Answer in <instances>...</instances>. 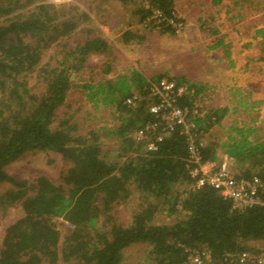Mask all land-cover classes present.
Listing matches in <instances>:
<instances>
[{
  "label": "trees",
  "instance_id": "trees-1",
  "mask_svg": "<svg viewBox=\"0 0 264 264\" xmlns=\"http://www.w3.org/2000/svg\"><path fill=\"white\" fill-rule=\"evenodd\" d=\"M114 1L125 6L137 0ZM137 5L133 12L146 28L157 25L162 34L176 33L175 0H140ZM154 10L160 14L158 24H153ZM88 19L89 13L74 2L0 0V188L7 186L0 189V217L13 207L22 210L0 233V264H122L125 249L137 243L149 246L151 264H254L241 263L242 253L264 260V188L258 193L260 203L238 208L213 186L197 187L186 136L177 128L169 130L150 109L159 102L150 92L152 84L169 77L187 85L179 105L200 104L195 123L204 136L203 161L226 156L237 177L258 176L264 182L262 129L250 123L239 126L234 118L225 126V139L218 140L215 126L238 107L205 110L200 100L212 87L209 81L168 73L148 77L132 68L81 84L88 101L114 108L119 124L113 135L122 149L116 162L103 156L96 132L77 135L71 117L58 118L72 78L90 55L111 47L106 36L90 29L84 39L78 38L81 21ZM210 32L218 34L219 29ZM256 34L264 45V28ZM122 37L127 42L138 35L126 30ZM223 37L210 48L222 45ZM236 89L233 96L245 94ZM147 125L153 127L145 130ZM141 129L145 133L140 138L136 132ZM149 142L155 149L148 148ZM38 152H55L70 163L60 182L47 176L30 182L6 170ZM133 194L142 200L139 212L129 224L117 223L115 207ZM160 209L173 218L171 223L155 222ZM56 218L68 222L70 232L62 234ZM197 252L201 261L193 263Z\"/></svg>",
  "mask_w": 264,
  "mask_h": 264
},
{
  "label": "rangeland",
  "instance_id": "rangeland-1",
  "mask_svg": "<svg viewBox=\"0 0 264 264\" xmlns=\"http://www.w3.org/2000/svg\"><path fill=\"white\" fill-rule=\"evenodd\" d=\"M54 1L77 3L81 10L89 13L90 19L81 21L77 34L80 40L86 37L85 30L90 29L93 34H103L110 42L108 51L90 55L85 67L72 78L73 86L66 104L58 111L59 119L71 117L77 135L96 132L107 160L118 161L122 150L121 142L113 135L119 124L116 113L112 106L88 101L81 84L124 74L132 68L143 71L148 77L168 73L171 77L186 75L209 80L212 87L200 100L205 110L225 105L238 107L234 114L215 126L214 134L218 140L225 139V126L234 118L239 126L250 123L260 131L262 129L264 134V45L262 37L256 34L257 28H264V0H221L217 5H213V0H175L177 7L182 8L178 9L179 19L173 22L177 28L174 35L162 34L152 26L146 28L140 22V16L133 12L140 0L125 6L114 0ZM79 16L82 19V14ZM215 28L219 29L218 34L210 32ZM126 30L133 31L138 37L124 41L122 33ZM223 35V40L232 45L211 49L218 41L216 38ZM49 55L50 52L46 53ZM107 65L111 70L108 74ZM238 82L245 91L240 97L232 95L239 87ZM69 165L55 152H38L27 154L8 165L6 170L18 179L30 182L40 176L60 182ZM141 202L139 195L133 194L117 205L113 211L115 221L129 224L139 212ZM21 215L20 207L10 208L0 217V233ZM172 221L165 209L155 214V222ZM54 222L62 234L72 228L63 218H56ZM149 251L147 244H134L125 249L122 264H151Z\"/></svg>",
  "mask_w": 264,
  "mask_h": 264
},
{
  "label": "built area",
  "instance_id": "built-area-1",
  "mask_svg": "<svg viewBox=\"0 0 264 264\" xmlns=\"http://www.w3.org/2000/svg\"><path fill=\"white\" fill-rule=\"evenodd\" d=\"M153 13V18L156 19L153 24H158L161 21L160 14L156 10ZM154 28L160 29L157 25ZM188 91L187 85L179 84L174 78L164 77L150 87L151 94L159 97V102L153 103L150 109L161 117L162 122L169 130L177 128L186 136L188 164L190 174L195 179V185L197 187L213 186L225 199L230 200L234 207L245 208L260 203L258 193L264 188V182L258 176L252 178L237 177L233 161L226 156H221L218 161H203L200 147L204 141V136L198 133L195 123V119L200 116V104L195 103L192 108L179 105L178 99ZM152 127V125H147L145 130ZM145 130H138L136 135L140 138L143 137ZM147 146L149 149L156 147L154 142H149ZM191 260L193 263L201 261L198 252L191 256ZM249 261L254 264H264L263 258L252 260L248 253L240 255L241 263Z\"/></svg>",
  "mask_w": 264,
  "mask_h": 264
},
{
  "label": "crops",
  "instance_id": "crops-1",
  "mask_svg": "<svg viewBox=\"0 0 264 264\" xmlns=\"http://www.w3.org/2000/svg\"><path fill=\"white\" fill-rule=\"evenodd\" d=\"M175 8L177 9V11L179 12V10L178 9H181L182 7L181 6H179V8L177 7V3H175ZM258 29V28H257ZM223 45H228L229 47H230V45H232L231 43H229L228 41H224L223 40V44L221 45V46H223ZM217 48V47H216ZM216 48H213V49H216ZM193 78H198V77H196V76H193ZM198 79H203V78H198ZM204 80H207V79H204ZM207 81H209V80H207ZM210 83V82H209ZM210 84H212V83H210ZM237 85L239 86V87H242L241 85H242V83H240V82H238L237 83Z\"/></svg>",
  "mask_w": 264,
  "mask_h": 264
}]
</instances>
